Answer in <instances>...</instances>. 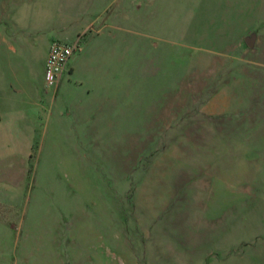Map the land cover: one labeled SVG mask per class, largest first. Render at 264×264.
I'll return each instance as SVG.
<instances>
[{
    "label": "rangeland",
    "instance_id": "1",
    "mask_svg": "<svg viewBox=\"0 0 264 264\" xmlns=\"http://www.w3.org/2000/svg\"><path fill=\"white\" fill-rule=\"evenodd\" d=\"M67 4L0 75V264H264V0Z\"/></svg>",
    "mask_w": 264,
    "mask_h": 264
},
{
    "label": "crops",
    "instance_id": "2",
    "mask_svg": "<svg viewBox=\"0 0 264 264\" xmlns=\"http://www.w3.org/2000/svg\"><path fill=\"white\" fill-rule=\"evenodd\" d=\"M76 1L83 2L82 11L80 10L78 15L76 16H78L80 19L89 18L88 24H86L85 27L78 29V31L76 32V34L78 35L81 34L80 36H82L84 31L87 32L88 30L94 28V26L103 16V12L98 13L94 11L96 0L95 1L94 0H57L58 3L56 2V0H54L52 4H51V0H6L2 3L0 8V71H1L0 75L3 78L5 76V83L7 85V88H9V86L11 85V88L15 94L23 92V89L16 88L15 83L11 82L10 77L7 78L6 75H8L7 71L9 70L10 67L12 69L16 67L17 68L16 70H18L19 68L24 66V64H27L25 60L27 58V57L25 58V56L27 55L26 53L27 46L25 44V40L32 35L43 34L46 36L42 37V39L45 40L47 44H49L50 43L49 36L52 34V32L54 33L55 29L57 28L54 27V25H57L56 23H58L57 22L58 18H59V23L64 24V27H62V35L64 37L66 35L68 36L72 35L70 29L67 26V24H70V21H68L67 23V18L73 17L72 16L73 12L70 13L67 7L68 5L67 2H72V8H70V10L73 11ZM86 1L87 4L85 3ZM9 2L11 4L13 3V5L9 4ZM55 2H56V6L54 5L55 6L54 9H57L58 7L59 9H61V12L55 14L53 12L54 9H52L53 11H51V9L50 10L48 9L46 11L45 7L47 5L53 6ZM19 5H21V7H19ZM105 27L114 28V25L109 23ZM98 34L100 38L105 36L103 30L102 32L98 31ZM70 38L73 39V37L71 36ZM109 39L115 41L113 33H109L107 40ZM20 55L21 56L25 55L24 59L19 57ZM44 58H45L43 60L44 64L42 66L43 74L40 75V83L43 82L46 85L47 82L45 78V68L48 57L45 56ZM71 60L72 59H70L69 61L68 69H70ZM40 89H41L40 85L35 86L34 94L36 98L40 97L41 94ZM46 95L47 92L45 93V96ZM6 96H7L6 97L7 100H9L8 101L9 103H11L12 100L13 101L15 100L9 95ZM35 104H39V103H35ZM6 109L7 111L10 112L19 111L18 107H13V106L7 107ZM0 120H1V116H0Z\"/></svg>",
    "mask_w": 264,
    "mask_h": 264
},
{
    "label": "built area",
    "instance_id": "3",
    "mask_svg": "<svg viewBox=\"0 0 264 264\" xmlns=\"http://www.w3.org/2000/svg\"><path fill=\"white\" fill-rule=\"evenodd\" d=\"M79 50V45H69L63 42L54 41L51 45L47 63L45 78L50 86L58 85L63 74L68 68L72 56Z\"/></svg>",
    "mask_w": 264,
    "mask_h": 264
},
{
    "label": "water",
    "instance_id": "4",
    "mask_svg": "<svg viewBox=\"0 0 264 264\" xmlns=\"http://www.w3.org/2000/svg\"><path fill=\"white\" fill-rule=\"evenodd\" d=\"M246 43L250 48H253L256 43V35L248 37L246 39Z\"/></svg>",
    "mask_w": 264,
    "mask_h": 264
}]
</instances>
